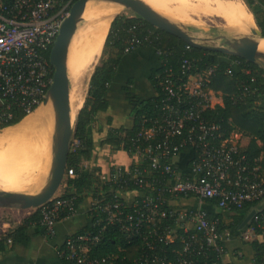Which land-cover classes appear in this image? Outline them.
<instances>
[{
	"label": "built area",
	"instance_id": "built-area-1",
	"mask_svg": "<svg viewBox=\"0 0 264 264\" xmlns=\"http://www.w3.org/2000/svg\"><path fill=\"white\" fill-rule=\"evenodd\" d=\"M75 1L0 0V129L13 119L15 108L28 115L46 100L53 81L46 53L53 47ZM190 47L187 44L185 49ZM231 64L238 65L239 61ZM191 65L192 61L184 58L183 73L189 72ZM213 71L211 67L198 74L188 73L183 87L194 101L187 102L189 106L182 113L175 110V115H167L161 123L155 120L128 140L133 163L146 162L143 168L115 164L114 169L100 173L105 183L118 182L117 187L132 184L138 188L132 190L131 202L117 187L98 191L95 199L86 198L89 229L65 239L64 245L57 248L60 259L71 264H175L168 259L163 246L179 239V264H196L192 256L203 253L206 247H212L221 258V263L213 264H229L223 260L224 232L218 231L220 219L213 217L203 203L216 199V206L223 212L240 213L247 203L264 202V177L257 167H249L243 162L244 157L237 156L236 141L215 142L218 127L202 117L206 107L217 105L216 94L209 87ZM174 88L168 80L165 89L170 97L176 95ZM167 108L174 110L169 105ZM186 119L195 122L189 129L188 141L197 147L188 174L175 166L179 145L171 140L180 134ZM160 133L162 138L152 141ZM124 145L123 141L121 147ZM153 173L161 174V178L151 176ZM73 174V168L66 169V176ZM124 175L128 176L126 181ZM181 196L197 198L199 204L183 206L177 202ZM40 207L46 234H53L59 220L78 211L72 199L61 196ZM66 209L70 214L62 217ZM108 227L118 231L126 243L141 240L142 246L134 258L127 259L119 243L115 251L93 255ZM245 231L243 239L251 241L257 237V231H264V209L256 210ZM8 242H12L11 238Z\"/></svg>",
	"mask_w": 264,
	"mask_h": 264
},
{
	"label": "trees",
	"instance_id": "trees-1",
	"mask_svg": "<svg viewBox=\"0 0 264 264\" xmlns=\"http://www.w3.org/2000/svg\"><path fill=\"white\" fill-rule=\"evenodd\" d=\"M246 5L253 13L249 12L256 21L255 25L257 24L264 36V0H247ZM186 45L182 39L153 26L139 15L119 14L114 17L95 65L101 56L99 63L87 71L83 97L78 105L79 114L67 164V169L73 168L74 174L66 176L63 182L65 188L61 195V198L72 199L76 210L82 207L86 198L95 199L98 191L117 187L118 182L105 183L101 180L102 169L100 166L94 163L93 165L85 163L94 159L93 131L96 128L101 129L98 114L109 109L110 102L107 95L116 80L122 59L126 54L144 46H151L157 51H161L159 54L161 65L152 69L148 77L154 94L147 99L139 98L132 87L133 78L127 79L126 84L122 87V95L126 105L130 106L133 122L131 127L121 126L109 129L107 142L113 147V151L123 149L132 156V152L128 151L130 138L137 136L142 128H149L155 120L157 123H161L167 115H175V110L182 113L189 106L187 102L194 101L183 87L187 81L188 73L198 74L213 67L214 71L209 87L215 93L220 94L223 104L206 107L202 111V117L205 121L218 127L215 132L216 135H219L215 138L217 143L231 139L234 133H240V137L236 141L237 156L244 157L243 162L249 167H257L259 173L264 177V71L258 65L235 55L192 46L185 49ZM51 49L46 53L49 62ZM186 57L192 61V65L189 72L183 73L182 60ZM223 58H227V61ZM234 60L239 61V64L232 65L231 62ZM50 65L51 75H53L54 66L51 63ZM168 80L175 87L176 95L174 97H170L165 89ZM168 105L174 110L167 108ZM26 115L19 108H15L13 119L2 125L1 128L20 122ZM110 120L109 118L108 121ZM194 123V121L186 119L180 134H175L171 138L174 144L179 145V154L188 157V169H190L191 159L197 153V147L188 141L189 129ZM160 138H162L161 133L154 135L151 139L158 141ZM123 141L125 145L121 147ZM145 164L146 162L132 163L129 167L132 169L136 165V167L143 168ZM114 165L110 170L114 169ZM150 175L161 178V174ZM127 177L124 175L123 181H126ZM137 188L132 184L124 185V183L117 187L125 193ZM181 198L187 197L181 196ZM122 200L125 201L124 198ZM209 201L217 203L216 199ZM260 208L264 209V202L247 203L244 212L232 217V223H226L221 212L216 213L215 216L220 219L219 233L225 232L228 228L238 227L252 209ZM68 214L70 212L66 209L61 216L64 217ZM212 216L214 217V215ZM41 218V207H38L22 218L18 224L14 225V221H10L11 228L0 234V253L12 250L16 244L29 246L31 237L27 231L30 227H36L39 234H46V228L41 223ZM86 229H89V225L79 229L74 235L83 234ZM119 235L118 231L108 227L104 239L93 249V255L100 256L115 251L119 243L124 248L122 253L126 255V258L129 260L134 258L142 246L141 240L126 243V240ZM9 238L12 240L11 243L8 242ZM249 245L254 252L253 264H264V231H257V237L250 241ZM223 246L226 253L224 242ZM181 249L182 244L179 239L168 246H163L168 259L174 261L175 264H179L176 251ZM60 260L63 264H71L69 261ZM192 260L196 264L221 263V258L212 247H206L203 253L192 256Z\"/></svg>",
	"mask_w": 264,
	"mask_h": 264
},
{
	"label": "crops",
	"instance_id": "crops-1",
	"mask_svg": "<svg viewBox=\"0 0 264 264\" xmlns=\"http://www.w3.org/2000/svg\"><path fill=\"white\" fill-rule=\"evenodd\" d=\"M224 59L227 61V58H223V60ZM160 65L159 54L157 50L151 46L137 48L134 52L124 56L121 66L118 69L116 80L107 95L110 102L109 109L104 112H99L98 114V121L101 125V129L99 130L96 128L93 131L95 143L93 152L94 159L86 162V165H93L94 163L101 167L102 172H108L113 164L129 166L133 163V158L123 149L113 151V147L107 142L109 139L108 131L111 128L132 126L133 121L130 114V106L126 105L127 103L124 101L122 95V87L126 84L127 79L133 78L134 83L132 87L134 88L135 94L141 99H147L154 94V89L149 84L148 77L151 70L160 67ZM212 92L214 91L212 90ZM215 94V97H218L215 98L217 104H223L220 94ZM109 118L111 119L110 121H108ZM239 137L240 133H234L231 139L237 141ZM187 163L188 157L184 155H179L175 159V166L185 174L189 173ZM133 195L134 192L129 191L125 193L124 197L126 201L131 202ZM177 202L183 206H194L199 204L198 199L193 197L181 198ZM203 206L214 216L216 213L221 212L223 219H225V217L229 218L227 223H232V217L239 214H224V212L211 201H204ZM89 216L90 215L85 211L84 201L82 207L78 209L74 216L61 219L55 224L53 234H39L36 227H30L27 231L28 235L31 237L30 245L24 246L22 244H16L12 250L6 253H0V264H63L57 255V248L64 245L65 239L70 234H74L79 229L89 225L91 221ZM21 220L22 219L19 218L17 221H14V225L18 224ZM247 226L248 224L242 229H239L238 226L234 229L228 228L225 230L223 239L227 251L223 256L224 262L233 264H253L254 252L249 245L251 240H244L242 237ZM9 228H11V222L5 219L1 220L0 234H3Z\"/></svg>",
	"mask_w": 264,
	"mask_h": 264
},
{
	"label": "bare ground",
	"instance_id": "bare-ground-1",
	"mask_svg": "<svg viewBox=\"0 0 264 264\" xmlns=\"http://www.w3.org/2000/svg\"><path fill=\"white\" fill-rule=\"evenodd\" d=\"M139 1L158 15L160 11L157 13L154 6H152L149 2H171V0ZM175 1L181 5L189 3L187 0ZM98 5L101 6H99L100 8L96 10ZM122 8L123 5H121L117 0H100V3L98 4L89 2L85 6L84 19L88 18L91 20L83 26H79L80 24L78 25L77 35H73L72 39L74 38V40L70 42L68 48L67 71L70 90H79L83 87V85H85L87 74L85 71L86 64L89 63L90 60L101 50L111 22ZM201 11L204 12L203 10ZM208 11L216 13L227 19L230 22V29L227 30L230 31L233 36H249L251 35V29L256 27L253 16L247 13L241 6H234L226 9L224 7L218 8L209 4ZM170 21L174 24H181L185 28L193 26L197 23L192 19V17L184 13L174 15ZM194 34L192 33L191 36L198 42L199 37ZM260 46L264 48V39H260ZM70 92L71 91H69L70 118L71 122L74 124L79 114V107L76 110L74 109V103ZM50 102L51 99H49L47 103L41 105L33 114L27 115L22 120L20 129L16 131L15 135L8 137L9 141L7 148H5L0 155V191H26L36 188L31 187L29 184L20 183L12 178L14 177L12 167L14 161L29 168L36 169L41 174L49 171L51 168V173L53 167L51 141L53 116ZM16 141V149L18 152L15 153L13 149ZM36 154H38L39 157L36 158L34 156ZM49 177L50 174L48 178Z\"/></svg>",
	"mask_w": 264,
	"mask_h": 264
},
{
	"label": "water",
	"instance_id": "water-1",
	"mask_svg": "<svg viewBox=\"0 0 264 264\" xmlns=\"http://www.w3.org/2000/svg\"><path fill=\"white\" fill-rule=\"evenodd\" d=\"M97 1L99 0L75 1L69 15L62 23L50 52V63L54 66V74L53 81L47 92V98L44 101V103H47L49 99H52L54 105V125L51 136L53 167L50 177L42 186L33 191H0V207H17L23 210L36 209L52 199L64 180L77 120L76 118L73 124L70 118L69 78L67 71L68 48L78 25L84 20L85 6L89 2L96 3ZM117 1L153 26L182 39L192 47L235 55L258 65L264 71V48L260 46V39H264V36L257 24L255 28L251 29V35L249 36H234L226 38L221 46H209L197 42L184 27L178 26L156 14L139 0ZM99 6L101 5H98L96 10L100 8ZM255 213L256 209H252L240 223L239 229L245 227Z\"/></svg>",
	"mask_w": 264,
	"mask_h": 264
},
{
	"label": "rangeland",
	"instance_id": "rangeland-1",
	"mask_svg": "<svg viewBox=\"0 0 264 264\" xmlns=\"http://www.w3.org/2000/svg\"><path fill=\"white\" fill-rule=\"evenodd\" d=\"M187 1L189 3L186 5H181L178 2H176L175 0H171V2H168V3H165V2H162V3H151V2H149V3L152 6H154L157 13L160 11L159 15L161 17H163L169 21L171 20V18H173L174 15L179 14V13H181V14L184 13V14H187L190 17H192V19L197 22L193 26H189L188 28H185L181 24H177V25L184 27L190 34L195 33L196 36L199 37V40H198L199 43H202L204 45H209V46H221L224 43V40L226 38L234 37L231 34V32L228 31L230 29V22L227 19H225L224 17H222L216 13H212V12L208 11V5L209 4L213 5L215 7H218V8L224 7L226 9H229L231 7H234V6H241V7H243V9L247 13H249V12L252 13L249 10L248 6L246 5L247 0H187ZM96 3L97 4L100 3V0L97 1ZM201 10H203L204 12H202ZM119 14L132 15V14H134V12L131 9L123 6V8L116 15H119ZM208 15H211V16H208ZM90 20L91 19H88V18L84 19L82 21L83 23L81 22L79 26H83L84 24H87ZM78 27L75 31V34H74L75 36L77 35L76 33L78 32L77 31ZM73 40H74V38L71 40V42ZM102 47H103V45H102ZM102 47H101V50L90 60V62L86 64V67H85L86 73L89 69H91L92 66L95 65L96 60L98 59V57L102 51ZM100 58H101V56H100ZM100 58H99V60H100ZM99 60H98L97 64L99 63ZM83 88H84V85L79 90H75V89L70 90V88H69V91H71L70 95H71V98L73 100L75 110L78 108V105L80 104L81 99L83 97L82 96L83 91H84ZM215 98H218V97H215ZM51 102L53 103L52 99H51ZM51 102H50V106H52V116H53V125H54V105ZM43 104H45V103H42L41 105H43ZM41 105H39L33 112H31L28 115L33 114ZM123 105H124V103H123ZM22 120L16 124L10 125L11 128L9 126V127H5L3 129H0V155L2 154L4 149L7 148L8 141H9L8 137L11 135H15L16 131L18 129H20V126H21L20 124L22 123ZM14 144L15 145H14L13 150L16 153V152H18V150L16 149L17 141ZM52 147H53V145H52ZM52 155H53V151H52ZM34 156L36 158L39 157L38 154H36ZM12 167H13V172H14V177H12L13 179H15L16 181H18L20 183L29 184L31 187H36L35 189L39 188L40 186H42L45 183V181L47 180V178L50 174V170H51V168H50L49 171L41 174L36 169L29 168L27 166L20 164L19 162H15V161L13 162ZM65 179H66V175L64 177L63 182L65 181ZM63 182H62L61 186L58 188L57 192L52 197L53 200H55V199L58 200V197H60L63 194L64 188H65ZM35 189H33V190H35ZM33 190H26V191H33ZM34 209H26V210L24 209L23 210V209H19L17 207H13V208L0 207V222H1V220H4V219L8 220V221H17L19 218L22 219L24 216L30 214ZM224 214H227V213L224 212ZM224 217H225V215H224ZM225 219L227 221L229 220L228 217H225ZM245 232L246 231H244L243 233H245Z\"/></svg>",
	"mask_w": 264,
	"mask_h": 264
}]
</instances>
